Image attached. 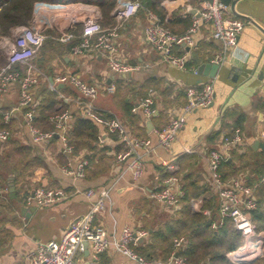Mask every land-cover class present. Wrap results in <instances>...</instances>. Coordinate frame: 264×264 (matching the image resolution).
<instances>
[{
    "label": "crops",
    "instance_id": "crops-1",
    "mask_svg": "<svg viewBox=\"0 0 264 264\" xmlns=\"http://www.w3.org/2000/svg\"><path fill=\"white\" fill-rule=\"evenodd\" d=\"M124 1H36L27 24L13 26L8 32L0 28V67L6 62L2 44L12 41L20 26H31L45 35L31 64L13 66L20 76L36 77L31 88L32 102L20 105L17 80L0 91V127H7L11 133L8 140L0 142V264H30L27 255L37 243L60 238L68 224L84 214L104 188H110L109 203L96 213L94 222L103 225L109 235H118L124 226L144 230L145 234L133 247L146 259L167 260L173 240L178 236L185 237L183 249L190 239H202L206 244L219 242L217 237L223 236V227L227 230L235 227L229 218L217 227L212 226L220 220L221 200L212 183L207 155L213 148L224 151L222 135L231 133L235 127L242 131V142L229 150V156L220 164V173L225 179L240 176L253 185L254 193L257 191L259 183L256 182L264 175V0H237L234 9L226 5L228 15L240 17L246 23L239 34L237 48L227 51L213 76L211 63L215 62L221 45L211 37L207 24H201L184 68L163 61L159 51L144 37V27L153 18L176 33L185 32L201 0H137L140 8L118 27L114 40L119 58L133 65L147 64L140 69L116 73L108 67L104 53L90 49L75 52L74 46L82 38L84 18L95 16L103 27L113 26L116 24L114 10ZM63 33L71 36L62 40ZM173 50L182 53L188 48L178 45ZM62 74H75L96 86L98 93L93 104L103 115L120 118L131 133L150 136L153 142L157 137L152 129L164 125L187 101L186 86L213 79L214 99L187 114L170 149L158 146L146 156L143 172L135 180L131 172L124 170L125 162L117 160L124 144L104 125L93 120L98 128V137L91 142L93 146H75L71 132L76 117H85L83 97L73 84L57 79ZM150 94L155 112L147 117L137 105ZM51 98L53 106L41 112V105ZM9 111L10 119L5 121L4 114ZM29 111H32L30 117ZM63 111L70 113L69 134L74 145L70 153L62 150L57 135L37 143L29 131L30 124L41 130L54 128L52 116ZM187 147L194 150L186 151ZM173 157L178 160L176 173L183 194L177 207L169 208L150 197L149 192L160 186L167 175L161 160ZM81 158L88 160L83 177L76 178L64 171L68 161L75 167ZM10 181L14 183V195L10 193ZM184 184L193 193L187 201L183 199ZM39 186L62 188L67 196L38 206L27 196ZM88 188L96 191L91 198L85 194ZM194 213H199V217H194ZM209 221L216 230L214 237H206L207 233L201 235ZM240 241L236 248L243 243L242 234ZM232 250L229 258L234 263L248 264L235 262ZM262 256L264 253L259 257ZM75 264L140 263L109 248L98 258H93L87 250L77 252ZM198 264L212 263L206 255L198 258Z\"/></svg>",
    "mask_w": 264,
    "mask_h": 264
},
{
    "label": "built area",
    "instance_id": "built-area-1",
    "mask_svg": "<svg viewBox=\"0 0 264 264\" xmlns=\"http://www.w3.org/2000/svg\"><path fill=\"white\" fill-rule=\"evenodd\" d=\"M140 6L141 3L137 0H125L118 4L114 10L116 24L113 26L103 27L95 16L85 17L82 38L80 43L74 46V51L90 49L104 53L108 67L116 73L126 74L146 66L147 64L133 65L119 58L116 55L114 40L118 27L124 25L125 21L134 15ZM150 14L153 15L151 12ZM191 17V23L183 33H176L159 22L158 19L153 18L144 27V37L150 46L159 51L163 61L184 68L189 59V50L195 45L196 34L201 24L205 23L210 29L211 37L218 40L221 45L214 61L218 64L222 63L227 51L237 48L238 37L246 20L228 15L227 6L221 0H201L199 7L195 9ZM70 36L71 33H63L60 38L67 40ZM44 38L45 35L41 31L23 25L18 28L12 41H5L2 44L6 62L0 67V91L6 90L13 80H17L20 90V105L32 102L31 88L36 82V77L32 74L20 76L19 72L13 70V66L18 63L31 64L30 62L36 56ZM178 45H184L188 50L175 53L173 49ZM57 79L68 81L78 88L83 97L81 100L83 115L114 132L124 144L125 148L117 154V160L125 162L124 170L131 172L132 178L135 180L143 172L146 156L152 154L158 146L170 149L186 121L187 114L197 107L209 105L214 99L213 79H207L201 85L186 86L187 101L180 111L170 117L164 125L152 129L157 137L156 142H153L150 136L131 133L120 118L103 115L93 104V99L98 93L96 86L83 81L75 74H62ZM137 107H140L147 117L153 115L155 109L152 95L142 98ZM27 115L30 117L32 111H29ZM10 116L11 112H6L4 114L5 121H8ZM52 119L54 128L50 130H41L30 124L29 131L32 140L37 143L44 142L57 135L62 143V150L66 153L72 152L74 145L69 134L70 113L63 111L52 116ZM10 135V130L7 127H0V142L8 140ZM241 142L242 131L239 127H235L231 133L222 135L221 144L224 151L211 149L208 152L207 160L213 186L221 200L220 220L213 222L212 226L217 227L225 218H229L235 229L239 230L243 236V243L231 252L232 259L237 263H250L264 253V231L257 230L250 214V210L256 207L254 188L240 176L223 178L219 169L221 162L229 156V150ZM192 150H194L193 147L186 148V151ZM87 162V159L81 158L77 161L76 166L72 167L71 162L68 161L63 169L67 174L80 178L85 175ZM161 163L165 166L167 175L161 185L152 189L149 195L169 208H176L183 194L182 183L176 173L178 160L175 157L164 158ZM263 182L264 175L257 180L256 184ZM95 193L94 188L85 190L86 196L90 198ZM66 196L67 192L62 188L39 186L28 194L27 199L42 206L61 200ZM109 197L110 188L100 190L98 197L92 201L89 209L74 218L60 238L38 242L27 255L30 264H75L77 252L86 249L85 241L88 242V249L93 258H98L101 252L109 248H114L137 260L140 264H192L180 253L185 243L184 236L174 238L171 255L167 260L162 261L146 259L133 247L145 234L144 230H133L129 226H124L118 235H109L103 225L94 222L96 213L107 208Z\"/></svg>",
    "mask_w": 264,
    "mask_h": 264
},
{
    "label": "trees",
    "instance_id": "trees-1",
    "mask_svg": "<svg viewBox=\"0 0 264 264\" xmlns=\"http://www.w3.org/2000/svg\"><path fill=\"white\" fill-rule=\"evenodd\" d=\"M36 1L67 2L68 0H0L1 30L3 32H8L13 26L27 24L31 18L33 6ZM53 103L54 100L51 98L44 105H41L40 111L43 112L47 107L50 108L53 106ZM71 133L73 136L71 139H75V146L78 147L82 144L91 146V142L98 137V128L91 118L78 116L74 121V127ZM227 162L228 161H225V163ZM184 187L185 194L183 199L187 201L193 193L191 188H187L186 184H184ZM255 195L256 207L251 209L250 213L257 230H262L264 229V182L258 184ZM193 215L194 217H199V213H194ZM223 230V236L220 238L217 237L219 242L216 243L212 242L206 244L202 239H190L187 247L181 251L182 254L194 264H198L199 257H205L206 255L212 264H236L229 258V251L239 245L241 242V233L237 229L227 230L223 227ZM205 233H207L206 237H209V235L214 237L216 233V230L212 228L210 221L207 223V226L201 235H204ZM151 254L153 255L152 252H150V255ZM248 264H264V256L259 257Z\"/></svg>",
    "mask_w": 264,
    "mask_h": 264
},
{
    "label": "water",
    "instance_id": "water-1",
    "mask_svg": "<svg viewBox=\"0 0 264 264\" xmlns=\"http://www.w3.org/2000/svg\"><path fill=\"white\" fill-rule=\"evenodd\" d=\"M236 1H237V0H221V2L224 3L225 5H230V8H231V9H234V3H235ZM235 13H236V12H235ZM259 27H261V26H259ZM262 29H263V28H262ZM263 30H264V29H263ZM204 65H205V64L201 65L200 67L202 68V67H204ZM211 65H212V66H211V72H210V75L213 76V75L216 73V70H217V68L219 67V64L216 63V62H214V63H211ZM50 79H51V81H52V76H50ZM147 122H148L149 125H151L149 119H147ZM9 186H10V193L14 195V183H13V181H10ZM84 244H85V248H86L85 250H87V252H88V251H89V249H88V242L85 241ZM176 254H177V253H176Z\"/></svg>",
    "mask_w": 264,
    "mask_h": 264
}]
</instances>
